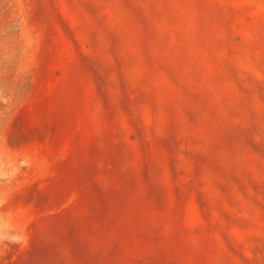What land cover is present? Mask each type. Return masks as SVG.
I'll list each match as a JSON object with an SVG mask.
<instances>
[{
    "label": "rangeland",
    "instance_id": "rangeland-1",
    "mask_svg": "<svg viewBox=\"0 0 264 264\" xmlns=\"http://www.w3.org/2000/svg\"><path fill=\"white\" fill-rule=\"evenodd\" d=\"M0 264H264V0H0Z\"/></svg>",
    "mask_w": 264,
    "mask_h": 264
}]
</instances>
